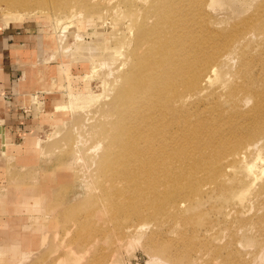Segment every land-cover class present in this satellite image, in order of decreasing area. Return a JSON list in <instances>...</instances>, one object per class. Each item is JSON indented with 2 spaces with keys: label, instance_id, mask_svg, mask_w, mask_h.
I'll list each match as a JSON object with an SVG mask.
<instances>
[{
  "label": "bare ground",
  "instance_id": "obj_1",
  "mask_svg": "<svg viewBox=\"0 0 264 264\" xmlns=\"http://www.w3.org/2000/svg\"><path fill=\"white\" fill-rule=\"evenodd\" d=\"M249 1L248 12L234 17L223 9L224 0H0L2 15L19 21L55 10L63 12L62 20L57 17L60 24L84 14L102 21L108 14L113 36L126 30L119 64L97 75L103 93L52 98L51 110H59L66 121L53 130L50 142L38 140L33 146L32 206L42 203L50 210L69 191L70 184H63L52 195L39 176L60 148L87 169L80 176V210L88 219L116 227L127 210L142 218L176 216V210L186 213L183 202L189 194L214 192L224 211L223 203L233 198L237 205L247 200L254 213L244 216L232 205L233 214L225 215L239 229L253 221L264 231V215L254 221L264 207V0ZM116 58L99 66L115 64ZM34 64L31 79L44 89L49 83L59 86L48 75L46 60ZM79 142L88 147L79 149ZM12 143L0 130L1 155L14 154ZM88 152L94 155L90 165ZM238 183L245 187L236 193ZM51 199L53 204L47 202ZM20 207L28 210L30 205ZM143 227L124 228L136 233ZM18 230V241L22 235L32 237L29 248L41 241L42 231L21 235ZM161 248L163 253L166 244Z\"/></svg>",
  "mask_w": 264,
  "mask_h": 264
},
{
  "label": "rangeland",
  "instance_id": "obj_2",
  "mask_svg": "<svg viewBox=\"0 0 264 264\" xmlns=\"http://www.w3.org/2000/svg\"><path fill=\"white\" fill-rule=\"evenodd\" d=\"M224 1L223 9L234 17L248 12L249 0ZM62 13L57 10L45 14L35 12L19 21L18 18L5 17L0 12L3 22H11L10 25L14 27H27L20 30L21 34H26V37L27 34L33 35V39L26 44L30 52H25L20 66L15 67V79L25 82L22 80L25 66V76L30 80L35 66H38L34 63L46 60L48 75L59 85L49 83L44 89L38 83L30 84L34 94L28 100L26 98L28 105L19 109L18 128L14 132V138L12 135L9 137L13 140L11 148L14 156L0 153V191L4 190L0 193V201L6 200L0 207V264H238L243 260L253 259L258 263L262 259L264 261L263 229L259 232L253 221L239 229L236 225L238 222L233 223L234 218L225 215L226 212L233 214L230 210L232 205L240 212L243 211L244 216L254 213V209L247 200L241 205L234 204L233 198L231 202L223 203L227 205L224 211V206L215 199L214 192L204 196L201 193L193 195L194 192L189 194L183 202L188 206L186 213L185 210H176V216L174 214L153 219L144 215L142 218L136 217V210H127L114 223L116 227L100 223L92 216L88 219L86 211L80 210V200L84 195L80 176H84L87 169L82 162L70 158L60 148L53 150V156H50L45 170L39 176L44 186L52 191V195L58 188L56 186L63 184H70L69 191L63 196V202L56 206L52 203L54 200L47 201L53 204L50 210L41 208L42 203L32 206L34 193L31 194L32 186L29 183L35 158L33 146L38 140L42 143L50 142L53 130L64 126L66 121L59 110H51L52 98L57 94L67 98L69 92L103 93L104 86L97 75L116 67L124 55L126 30L122 33L120 31L119 37L113 36L111 29L107 27L111 24L108 14L104 15L102 21L92 18V14H84L60 24L58 18H63ZM73 21L74 24L77 23L79 30L71 24ZM66 25L67 28L64 27ZM0 26L3 28L1 20ZM114 57L118 59L115 64L99 66L102 61L108 62ZM97 69L99 71L96 74L91 72ZM31 100L34 101L33 105ZM55 118L58 119L55 121ZM77 147L84 149L88 145L84 146L79 142ZM17 149L21 152L16 153ZM93 156L92 152L87 155L89 165ZM39 159L38 165L41 157ZM82 169L84 174L81 173ZM244 187L243 183H238L236 193ZM12 191L14 193L11 195ZM22 203L29 204L30 208L22 210ZM35 207L37 215H34ZM139 209L151 212V209L146 210V206L141 205ZM257 213L254 221L264 215V207ZM82 221L85 224L81 225ZM139 226L144 227L136 233L125 231L124 228ZM17 228L21 235L29 229L35 234L42 231L41 241L31 243L29 248L26 244L28 238L32 237L22 235L18 241L15 234ZM232 229L235 231L232 232ZM164 244L167 249L162 253L161 245ZM187 247L191 249L190 252ZM73 253L77 255L75 259L72 258Z\"/></svg>",
  "mask_w": 264,
  "mask_h": 264
},
{
  "label": "crops",
  "instance_id": "obj_3",
  "mask_svg": "<svg viewBox=\"0 0 264 264\" xmlns=\"http://www.w3.org/2000/svg\"><path fill=\"white\" fill-rule=\"evenodd\" d=\"M0 20L3 26V28L0 26V130L6 136L11 137L10 135H12L14 138V132L18 128V120H20L18 111L21 106L28 105L25 93L29 96L33 95V87L30 84H36L34 79L29 80L28 78L27 81L26 70H24V79H22L25 80L24 83L15 79V67L20 66L24 53L30 52L27 50L26 44L33 39V35L27 34L28 37H26V34H21L20 30L27 29V27H14L10 25L11 22L5 24L2 19ZM31 104L33 105L34 101Z\"/></svg>",
  "mask_w": 264,
  "mask_h": 264
}]
</instances>
